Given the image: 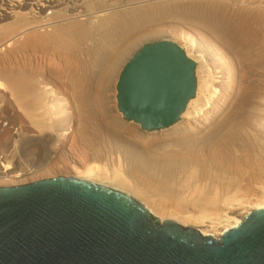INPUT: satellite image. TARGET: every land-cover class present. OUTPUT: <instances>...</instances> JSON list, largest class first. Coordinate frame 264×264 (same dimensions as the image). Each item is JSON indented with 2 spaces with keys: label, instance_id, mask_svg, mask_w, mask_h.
Returning a JSON list of instances; mask_svg holds the SVG:
<instances>
[{
  "label": "bare ground",
  "instance_id": "6f19581e",
  "mask_svg": "<svg viewBox=\"0 0 264 264\" xmlns=\"http://www.w3.org/2000/svg\"><path fill=\"white\" fill-rule=\"evenodd\" d=\"M188 26L205 31L221 54L196 46L183 32ZM163 33L195 48L197 89L177 123L140 132L115 116L108 91L116 85L122 54ZM30 50L71 67L76 117L56 87L37 80L30 57L28 71L14 62L19 52ZM83 53L89 54L85 63ZM88 65L81 77L79 70ZM92 77L99 87L90 101L79 84ZM3 104L30 117L47 115L51 127L36 123L39 134L29 141L40 145L42 154L28 157L29 167H21L25 153L18 139L11 148L0 146V179L55 168L69 158L62 165L72 172L63 169L62 178L110 188L135 199L159 222L172 220L218 238L264 206V0H0ZM74 137L85 151L64 157L62 144ZM113 163L115 169H105ZM251 189L257 190L249 195Z\"/></svg>",
  "mask_w": 264,
  "mask_h": 264
},
{
  "label": "water",
  "instance_id": "95a60500",
  "mask_svg": "<svg viewBox=\"0 0 264 264\" xmlns=\"http://www.w3.org/2000/svg\"><path fill=\"white\" fill-rule=\"evenodd\" d=\"M116 90L126 120L169 127L195 95V63L172 42L145 43ZM0 264H264V206L215 238L159 222L132 197L88 181L0 186Z\"/></svg>",
  "mask_w": 264,
  "mask_h": 264
},
{
  "label": "rangeland",
  "instance_id": "374dc122",
  "mask_svg": "<svg viewBox=\"0 0 264 264\" xmlns=\"http://www.w3.org/2000/svg\"><path fill=\"white\" fill-rule=\"evenodd\" d=\"M50 11H51V9H47L46 12H45V14L46 15L47 14L49 15L50 14ZM185 29H183V32L184 31H185L184 33L188 32L186 34H189L190 35L189 37H191V38L194 37L193 39H191V38L190 39L193 40V42L195 41L197 43V44L195 43L196 46H198V44L201 43L202 45H205V46L209 47V49H211L214 53L221 54V51L217 48V44L215 43V41L212 38H210L206 34L205 31H203L199 27H193V28L191 27L190 28L188 26ZM23 30H24V28L21 29V32H23ZM190 32H192V33L190 34ZM160 41H169V42H172V43L176 44L178 47H180L185 52V54L187 55V57L190 58L195 63V79H196V89H197V72L196 71H197V65H198V63L194 59V56L196 55V52L194 51L195 48L193 47V49H192V46H190V43L187 42L186 40H183L182 39V41H181V39H178L177 37H175L173 35H170V34H166V33L149 35L146 38H144V39H142V40H140L138 42L133 43L130 46V48L126 52H124L122 54V56L120 58L122 60V63L119 64V69H120L119 71L122 70V67L124 66V64L126 63V61L137 50H139L145 43H154V42H160ZM197 41H199V43ZM188 43H189V45H188ZM189 47H191V48H189ZM190 50H192V51H190ZM189 51L191 52V54H190ZM45 53L46 52L43 53V51H39V50L38 51L37 50H34V51H31V50L30 51H22V52H19L18 53L19 55L16 56L17 58L15 57V61L14 62L17 63V61H18L17 64L19 66H21L22 69H23L24 67L25 68L27 67V64H28V61L27 60H29L31 58V68L30 67L29 68L34 70V72H35L34 75L36 76L37 80L40 81V80L43 79V81H44V79H45V82L47 83V85L52 86V87L54 86V88L56 87L57 88V91L59 90L58 92L59 93L61 92L60 95L65 98V101L66 100L69 101V103H68V101H66L67 104H68L67 107H70V108H68V110L69 111L70 110L75 111L74 110L75 109L74 104L70 100L72 98V97H70V95H71V84H70V82L68 80V76H69V72L71 70V67L68 66L67 63H66V65L63 64L60 60L57 59L56 56H51L50 53H48V54L47 53L45 54ZM192 55H194V56H192ZM81 59H83V61L85 63L89 59V54L83 53ZM220 63H222V60L219 61V62L217 61V64H220ZM27 68H26V70H27ZM89 68H90V66L88 65V67H87L86 70L85 69L79 70L81 72L79 75L81 77L83 75H85V74L87 75L88 74V70H90ZM205 68L207 69V66H205ZM77 69H76V71H77ZM96 69H98V68H96ZM99 69H100V67H99ZM33 70L31 71L32 73H33ZM24 73H25V70H24ZM119 74L120 73H118V77L116 78V85H117V81H118V78H119ZM43 81L41 82L42 84L45 83ZM79 85H80L81 89L86 90V95H87L88 100L92 101L93 100L92 99L93 98V94H92L93 93V90H95V89H97L99 87V82L92 77V78H88V79H85V80L80 81V84ZM116 85L114 84L113 87L111 85V87L109 88L110 90L108 91V93H109V99H110L109 104H110V106L113 107V113L115 114V116L123 119L127 123H130V125H133V127L137 128L140 132L141 131L142 132H144V131L145 132L160 131L162 129H167L170 126L173 125L172 124L169 127L162 128V129L147 130L146 131L140 125H136L135 123H133V121L126 120L123 117L122 113L118 110ZM195 93H196V90H195ZM1 106H3V107L2 108L0 107V141H1L0 142V146L4 147V144L6 145V143H7L6 146L11 148V145H13V143H14V139H18L16 141V143L18 141H20V143H21V145H20L19 142L17 143L18 144V148H19L20 151H23L25 153V156H23L21 158L22 159V163H23L21 165V167L22 168H25V166L29 167V164H28V161H27L28 157H31L35 153L36 154H42V148H41V146L38 145V144H30L31 142L29 140L32 139V138H34L35 135H38L39 134V132L36 130L37 127H38L36 125V123L37 124H40L42 126H48V127L50 126L51 127V124H48V123L46 124V122H45V121H48V117L49 116H47V115H38L37 116L36 115L37 117H30L29 115H25L22 111H20V109H18L17 107H15L13 104H11L10 106H8V104H3ZM13 109H14V111H13ZM17 111H19V113L20 112L21 113L18 114ZM14 113H16V114H14ZM75 113H76V111L73 112V113H71V114L74 115ZM71 114H70V117L72 118L71 119V126L73 125L71 128H75L74 126H76V122H74V121H76L75 120L76 118L74 119V116L76 117V115L73 116ZM11 115H12V117L14 116L16 118V120H14L15 123L13 122L14 117L13 118L10 117ZM45 116H47V118ZM4 117L5 118L7 117V118L5 119ZM2 120H3V122H2ZM179 120H180V117L177 120V122ZM7 122L9 123V126H8V124H6ZM177 122H175V123H177ZM15 124H16V127H15ZM18 125L20 127H18ZM35 125L37 127H35ZM10 126H11V128H10ZM53 127L51 129H55ZM22 130L25 131V132H23ZM52 131H55V130H52ZM14 133H17V135L19 134V136L20 135L21 136L18 137ZM21 133L22 134L24 133L25 135H22ZM46 135H47V132H46ZM72 135H74V134H72ZM121 135L124 136L123 134H121ZM9 139H11L12 142L9 141ZM76 139H77L76 137H74L73 139L72 138L71 139L70 138L65 139V141H64L65 143L63 142L64 144H62V147H63V150L66 151L65 153L67 155L66 156L64 155V157H67L68 156L69 151H70V153H72V155H74V157H76L75 156L76 153H77L76 155H78V153L79 154L82 153V149H84L82 147L83 145L82 146L79 145L80 144V141L78 142V140H76ZM6 141H8V142H6ZM9 142H11V143H9ZM25 142H27V143H25ZM83 151H85V149ZM62 159H65V158L62 157ZM68 160H69V158L67 159V161ZM59 161H58L59 162V165L57 164V167H55V168H54V166H56V165H54L53 168L50 165L51 168H48L47 170H44V168H43V169H39L37 171H34L32 173H29V174L20 176L18 178L0 179V186L10 187V186H17V185L27 184V183H31V182H36V181L43 180V179H48V178L65 177L63 175L66 174V173H68V171H69L68 169H70V167L69 168L66 167V168H68V169H66L65 166L63 167V165H62L65 162L63 161L61 163V161H62L61 159ZM67 161H66V163H67ZM66 163H65V165H67ZM98 165H100V164H98ZM47 167H45V169ZM96 167H98V166L96 165ZM101 167H103V166H100L98 168H101ZM116 167H117V165L113 163V165L106 166L105 169L108 168L107 170L109 171V169L110 170L111 169H115ZM63 169H66L67 171H65ZM14 171H17L18 172L19 169L16 168ZM71 172L69 171V173H71ZM207 182H208L207 179L206 180H199V182H197V184H206ZM246 182L247 181H242L243 184L246 183ZM251 190H253V191H251L249 193V195H252L253 192H254V190L256 191L257 189H251ZM189 192H190V189L185 193V195L190 194Z\"/></svg>",
  "mask_w": 264,
  "mask_h": 264
}]
</instances>
